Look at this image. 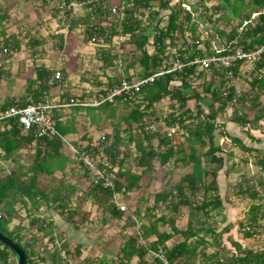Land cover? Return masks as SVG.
Returning a JSON list of instances; mask_svg holds the SVG:
<instances>
[{"label":"trees","instance_id":"1","mask_svg":"<svg viewBox=\"0 0 264 264\" xmlns=\"http://www.w3.org/2000/svg\"><path fill=\"white\" fill-rule=\"evenodd\" d=\"M127 6L125 18L111 15V5L109 0H100L102 10L107 17H103L102 11L98 10L95 14L96 20L89 15L75 21L70 30L73 31L79 25H84L85 42L98 45L111 46L116 37H128V41L139 52V58L130 67L139 64L140 72L137 77L144 83L135 91L133 98L124 96L118 97L114 103H104L99 106H70L71 101L84 103V96L76 97L69 93L62 95L56 107H71L75 110H86L88 113H95L93 122L98 123L103 119H112V131L101 136L96 142L88 138L86 144H78L74 141L77 152L78 165L83 169V176L90 184L84 191L85 200H90L92 204L102 209L109 217L116 221H126L127 219L133 226L140 225V212L133 216L127 212V208L121 210L124 196L135 190L142 188V180L150 176L155 168V161L161 166H167L172 161L178 165L190 166L191 171L184 174L180 181L168 190H163L155 196V205L148 208L149 224L142 225L138 236H130L116 258H87L81 262L71 259L73 256L70 245L66 242L67 238H62L56 233L57 224L53 219L42 215V209L58 213L62 220L66 219L75 228L79 227L74 217L80 216V205L74 201L77 195L78 185L72 184V177L65 178L67 173L80 172L70 169L67 172L69 159L63 152L65 142L63 138L73 133V125L64 124L61 117L54 115L57 121V130L61 137H42L37 138L35 130L25 131L17 119H6L0 122V233L17 244L26 254L27 264H164L166 260L169 264H264V249L252 250L244 248L242 244L233 241L234 252L227 251L222 245V237L215 227H206L208 220L214 213L219 215L224 210V200L219 191L218 178L219 172L225 166V156H217L222 152V148L216 145L217 117L225 112L228 105L244 104L245 98L250 97V103L257 107L259 99L264 95V52L254 62V67L250 76V93L237 95V89L229 82L238 78L241 68L246 66L244 61L239 60L233 66L218 67L212 63L208 66L194 63L196 58L205 59L210 56L226 55L230 50L243 47L244 51L250 52L256 48L264 46V0H223L226 9L232 18L228 22L237 19L238 25L234 26L227 34L215 28L216 35L219 37L217 43L222 44L221 48H212V42L202 41L198 31V23H192L194 12L187 11V2L178 0H123ZM210 0H201L204 2ZM157 3V6L155 5ZM189 6V4H188ZM120 10V7H118ZM99 9V8H97ZM207 9V8H206ZM219 9V6L215 7ZM162 11L168 13L162 14ZM259 13L257 19L252 23V14ZM147 15V16H146ZM92 16V15H91ZM146 16L147 24L143 23L142 17ZM203 17V16H200ZM211 19V16H209ZM166 18L167 22L163 23ZM7 19L6 15L0 14V27L2 22ZM100 20V22H99ZM203 20V18H202ZM101 21L110 25H104ZM163 23V25H162ZM121 27V30L117 28ZM152 28L153 34H149ZM241 29V30H240ZM187 33L192 36V43L187 44ZM1 35L5 36L4 31ZM180 38L183 43L178 45ZM59 48L63 49L65 37L63 33L58 34ZM223 40L225 44H223ZM32 45L31 42H29ZM152 45L154 50H148ZM201 45L207 47L204 52ZM8 49V54L3 55L4 49ZM21 42L15 36L5 38L0 51L3 56H8L12 51H19ZM176 49V51H173ZM104 54V52H103ZM124 55L108 53V58H104V68L113 65L114 59H120ZM179 61L185 66L175 69L170 73L156 76L160 72H165L175 66ZM56 71L46 64L36 68V77L30 79L28 93L20 102L7 101L0 104V111L7 110L17 105L26 107L30 104L43 103L51 105L50 92L58 87L62 82L55 79ZM64 76L65 71L62 70ZM211 72L210 81L204 80L201 86L203 93L193 88V79H205L207 73ZM61 73V72H60ZM4 72L0 68V82ZM62 74V73H61ZM134 76L129 75L128 67L125 68L124 78L128 83H133ZM153 78L152 80H149ZM220 79L219 85L216 81ZM148 80V81H147ZM122 80L111 79L108 88H103L98 93H106L108 89L116 87ZM102 83H99L101 85ZM210 95V97H205ZM169 98L176 104L172 106V112L165 118L155 116L154 106L163 99ZM195 101L196 112L189 108V103ZM219 102L215 108L213 104L209 106V112L204 110V104ZM88 103V102H87ZM207 103V104H208ZM68 105V106H67ZM129 109L126 115H119L118 111ZM53 112V109L51 110ZM236 109L234 120L241 124L248 125L249 128H258L259 123L264 120V110H260L254 121H249L247 113ZM102 114L104 117L102 118ZM97 118V119H96ZM148 121L159 123L164 122L168 129L178 128L186 134V143L190 152L186 151V145L177 146L174 144L172 136L163 135L160 131L148 132ZM197 121V122H194ZM125 124V127L123 126ZM224 132V131H223ZM257 137V136H255ZM251 136L256 143L260 140ZM207 140V142H206ZM243 149L251 151L242 140L233 138ZM157 143V145H155ZM209 144L208 152L200 153L197 145L201 147ZM34 148V157L30 165L22 162V152L30 151ZM132 147L136 151L134 159L135 171L131 167H126V163L132 159ZM259 151V150H258ZM82 156H89L93 162L99 158L96 170L111 174L113 186L104 187V179L96 175L95 171L86 166L81 160ZM205 158V162L202 161ZM6 163H15L14 167H5ZM264 169V159L260 160ZM210 165H215L213 169ZM183 166V167H184ZM115 168L118 170L116 171ZM58 171L66 174L63 178L56 176ZM40 176H49L51 180H57L56 184L49 186V190L40 186ZM212 179L209 182V178ZM264 186V181L261 180ZM243 196H248L252 204L248 220L240 223V228L247 239L254 238L259 232L261 221L264 220V199L255 188L243 189ZM201 195V197H200ZM120 196L123 198L120 199ZM201 199V201L199 200ZM227 200V198H226ZM200 201V202H198ZM159 204H165V210L159 217L154 211ZM188 207L189 223L186 230L177 227V220L182 215V208ZM25 211V219L29 220V226H25L20 211ZM137 213V212H135ZM84 215H82L83 217ZM204 216V217H202ZM16 220L18 224L11 227ZM224 221L227 220L223 219ZM83 221V219L81 220ZM106 223V220H101ZM36 226L40 233L39 237L27 238L28 233ZM170 226L171 231H161L160 227ZM182 235L184 240L168 246L175 235ZM212 237L209 244L207 236ZM152 237H155L151 241ZM47 240L45 244L44 241ZM61 242V249L66 252V259L61 257L60 250L55 247V242ZM40 244L44 247L40 249ZM50 246L53 249L50 248ZM212 246L216 250L207 253V249ZM82 246L77 245L75 255L82 256ZM162 253L165 259L156 255ZM151 256L152 262L147 258ZM202 257V262L198 263L197 258ZM138 259L137 262H133ZM16 253L6 244L0 241V264H16Z\"/></svg>","mask_w":264,"mask_h":264},{"label":"rangeland","instance_id":"2","mask_svg":"<svg viewBox=\"0 0 264 264\" xmlns=\"http://www.w3.org/2000/svg\"><path fill=\"white\" fill-rule=\"evenodd\" d=\"M176 2L178 0H175ZM186 1V10L194 12V19L192 23H198V31L202 41H211L212 48H221L222 44L217 43L219 37L216 35L215 28L226 32L227 34L232 28L238 25L237 19L228 22L227 19L232 18L229 11L226 9L223 0H210L204 2V7L201 5V0H182ZM248 0H246V3ZM121 3V0H113L112 4L116 5ZM56 0H0V14L6 15L7 19L2 22L0 27V47L3 46L5 38L15 36L21 42V49L19 51H12L10 55L3 56L0 51V68L3 74V78L0 82V104L7 101L20 102L21 99L27 95L29 80L36 77V68L42 64H46L50 68L60 71L62 82L60 85L51 90L54 94L51 105L58 104L61 100V96L69 93L76 97L84 96L86 102L95 103V99L103 88H108L110 80L117 79L122 80L125 74V68L128 67L129 75L134 76L133 81L138 82V72H140L139 64L130 67L136 58H139L140 54L135 50V47L128 41V37H118L113 40L111 46L98 45L95 43H86L84 32V25H79L73 31H67L64 29L63 22L58 18L56 12ZM189 4V6H188ZM157 6V3H155ZM219 6V9L215 7ZM207 8V9H206ZM82 12H79V14ZM168 11H162V14H167ZM253 15V14H252ZM147 16V15H146ZM146 16L142 17L143 23L147 24ZM203 16V17H200ZM211 16V19L210 17ZM203 18V20H202ZM257 17L252 16V23ZM167 19H163V23H166ZM100 22V20H99ZM104 25L108 23L101 21ZM162 23V25H163ZM110 25V24H108ZM164 26V25H163ZM119 31L120 26H117ZM4 31L5 36L1 35V31ZM241 30V29H240ZM63 33L65 37L64 48H59L58 34ZM149 34H153L152 28L149 29ZM188 39L187 44L192 43V36L187 33ZM217 41V42H216ZM226 40H223L225 44ZM32 45H30V43ZM183 43V39L180 38L178 45ZM151 52L154 50L152 45L147 48ZM201 49L205 52L207 47L201 45ZM176 51V49H173ZM104 52V54H103ZM108 53L124 55L120 59H114L113 65L109 68H104L105 59L108 58ZM65 71V76L62 72ZM252 68L243 66L241 68V74L238 78H232L233 81L229 82V85H233L237 89V95L242 93L249 94L250 82L252 81ZM212 78L211 72L207 73L205 79H193L191 85L197 89L200 94L203 93L204 89L201 84L204 80L210 81ZM60 79V80H61ZM99 83H102L99 85ZM217 85L220 83V79L216 81ZM210 97V95H205ZM60 98V99H59ZM52 99V98H51ZM251 98H245L244 104H238L234 106L228 105L225 112H222L217 117V130H216V145L222 148V152L217 153V156H225V166L219 172L218 185L219 191L224 200L225 208L222 213H214L212 217L206 220V227H215L217 232H220L222 237V245L227 251L234 252L235 249L232 242H238L242 244L244 248L252 250H263L264 249V220H262L260 232L251 239L244 237V234L240 228V223H244L248 220L249 211L253 203L259 201H252L248 196H243L240 192L241 187L245 190L247 188H255L256 191L264 199V186L261 185V180L264 181V169L260 163L261 159H264V120L259 123L258 128H249L248 125L241 124L234 120L236 109L247 113L249 121H254L260 110H264V95L259 99L257 107H253L250 103ZM208 103V102H207ZM204 104V110L206 113L209 112V106L213 104L215 108L219 106V102H210ZM176 104L169 98L163 99L161 102L154 106L155 117L165 118L172 112V106ZM55 106V105H54ZM196 103L191 101L189 108L194 109L196 112ZM72 108H66L68 110L67 116L71 119ZM126 115L129 109H120L118 114ZM242 112H238L241 115ZM95 114V113H93ZM91 115V117L93 116ZM87 115V116H86ZM84 115L85 118H89L88 114ZM104 116V114H102ZM80 119V125H84L85 130L91 132L92 140L96 142L101 136L112 131L113 121L99 120L94 127L88 126V119ZM68 119V120H69ZM197 122V121H194ZM125 127V124H123ZM148 132L160 131L163 135H171L174 140V144L181 146L186 145V151L190 152L189 146L186 143V134L184 131H179L178 128L168 129L164 122L159 123L149 122L146 128ZM224 131V132H223ZM251 136H257L255 139L260 140V143L256 144ZM233 138H238L249 148L251 151L243 149L237 143L234 142ZM207 142V140H206ZM157 145V143H155ZM182 145V146H183ZM197 150L200 153H206L209 151L210 146L207 143L206 146L201 147L197 145ZM259 150V151H258ZM22 162L26 165H30L34 157V148L31 147L30 151H23ZM69 153L66 152V155ZM136 151L132 147V159L126 163V167L133 168L136 172L139 170L135 169L134 159L136 157ZM70 155V154H69ZM72 163L68 165V171L70 169L78 170L83 173V169L78 165L77 158L70 155ZM99 158L93 160V165L96 167L99 163ZM205 162V158H202ZM96 162V164H95ZM15 163H6L5 167H14ZM2 167V162L0 163ZM183 164L176 165L173 161L167 166H161L155 161V168L150 176H146L142 180V188L130 192L121 201L122 206L127 208V212H131L133 216H136L140 212L141 220L140 225L133 226L127 219L126 221H116L115 219L106 215L101 208L95 206L90 200H85L84 191L87 189V185L77 173L71 175L67 173L65 178L72 177V184L76 181H81L82 188L81 193H77L74 197V201L80 205L81 215L74 217L75 222L79 227L75 226L67 221H59L60 224L57 226L56 233L62 238H67L66 241L70 245L73 256L71 259L76 262H81L87 258H116L120 252V248L124 245L125 241L130 236H138L140 227L142 225H148L149 219L146 215L148 208H153L155 205V196L163 190H168L171 186L178 183L184 174L191 171L190 166H184ZM215 165H210L213 169ZM97 168V167H96ZM115 170L117 171L118 168ZM67 171V172H68ZM2 172L0 171V174ZM66 174L61 171L57 173V179L63 178ZM75 177V178H74ZM74 178V179H73ZM212 176L209 178L211 181ZM57 180H51L49 176H40V186L46 190L49 186L56 184ZM201 197V195H200ZM123 196H120V199ZM227 198V200H226ZM201 201V199H199ZM198 201V202H200ZM165 204H159L158 208L154 211L156 216H160L164 213ZM190 208H182V215L177 220V227L181 230H186L189 223V212ZM137 212V213H135ZM21 217H25L26 212L20 211ZM42 215L49 219L58 218L60 215L54 211L42 209ZM82 215L86 216L84 222H80ZM204 217V216H202ZM224 221L223 219H226ZM106 220V223H101V220ZM25 226H29V220L24 218L23 221ZM18 224L16 220L11 227ZM161 231H171L170 226L160 227ZM40 233L37 231L36 226L31 229L28 233L27 238L39 237ZM155 237H152L151 241ZM184 240V237L175 235L174 238L167 243L168 246H173ZM209 244L212 242V237L207 236ZM47 245V240L44 241ZM77 245L82 246L81 259L75 255V249ZM50 246L51 249H53ZM44 248L40 244V249ZM216 250L215 247L210 246L207 249V253H212ZM83 259V260H82ZM152 262V257L147 258ZM138 259H134L133 262H137ZM197 262H202V257L197 258Z\"/></svg>","mask_w":264,"mask_h":264},{"label":"built area","instance_id":"3","mask_svg":"<svg viewBox=\"0 0 264 264\" xmlns=\"http://www.w3.org/2000/svg\"><path fill=\"white\" fill-rule=\"evenodd\" d=\"M56 14L58 18L62 20L64 29L68 32L71 31L70 28L75 21H80L81 18L89 15L90 18L92 17L93 20H96V12L98 10L102 11L103 17H107L105 12L102 10V5L100 4V0H56ZM110 1V9L112 17L115 15L119 16L121 19L125 18V9L126 5L123 0L119 4H112L113 0ZM120 7V10L119 8ZM99 8V9H97ZM79 12H82L79 14ZM92 15V16H91ZM259 13H254L253 17H258ZM264 52V46L260 48H256L250 52L244 51L243 47H237L233 50H230L226 55L220 56H210L205 59L196 58L194 63L203 64L204 66H208L209 64H216L218 67L225 66H233L239 60L244 61L248 67H254V62L262 55ZM2 54V53H1ZM8 54V49H4L3 55ZM185 65L179 61L176 62L175 66L171 69L166 70L165 72H160L156 74V76L162 75L164 73H170L175 69H181ZM55 79H61V73L57 72L55 74ZM150 78L149 80H152ZM148 81V80H147ZM144 83V81H138L133 83H128L125 79H122L121 83L116 87L110 88L107 90L106 93H99L95 99V103H77L74 100L71 101L70 106H99L104 103H114L118 97H126V98H133L135 91L139 90V87ZM68 106V105H67ZM55 106H50L43 103H36L30 104L26 107H20L14 105L7 110L0 111V122L6 119H17L19 124L25 131H29L31 129L35 130L37 138L42 137H61L58 130H57V121L55 120L54 116L52 115L51 110ZM77 152V150H76ZM81 160L84 162L86 166L92 168L96 175L100 176V178L104 179V187L113 186L111 174L106 173L104 175L103 172L96 170L95 166L92 163V160L89 156H82ZM121 210H124V206H120ZM62 243L56 241L55 247L60 250L61 257L66 259V252L65 250L61 249ZM161 259H165L162 253H158L156 255ZM164 264H169L166 260H164Z\"/></svg>","mask_w":264,"mask_h":264},{"label":"crops","instance_id":"4","mask_svg":"<svg viewBox=\"0 0 264 264\" xmlns=\"http://www.w3.org/2000/svg\"><path fill=\"white\" fill-rule=\"evenodd\" d=\"M52 95H54V94H52L51 92H50V96H51V100H53L54 98H53V96ZM60 99V98H59ZM54 101V100H53ZM59 102H60V100H59ZM52 104V103H51ZM55 105V107L53 108V112H52V114H54V115H58V116H60L61 117V121L64 123V124H67V125H73V129H74V131H73V133H71V134H69L68 136H66L65 138H63V140H64V142H65V148H64V150H63V152L65 153V156H67V158L69 159V164L70 163H72L73 161H72V158L70 157V155H75V152H76V146H75V144H74V141H76V142H78V144H86L87 143V141H85V140H87L88 138H91V132L89 131L88 132V130H85V128H84V125H80V119L81 118H83L84 117V115H86V113L88 114V117L89 118H85L84 117V119H88L89 120V122H88V126H91V123L93 122V117L96 115V114H93V116L91 117V113H88L86 110H75V109H71V110H69V111H72V116H71V119H69L68 118V116H67V113H68V110H66V108H69V107H65V106H63V107H56L57 105L56 104H53V106ZM121 109H123V108H121ZM119 115H123V114H120V112H119ZM87 116V115H86ZM104 116H102V118H103ZM69 119V120H68ZM97 119V118H96ZM112 119H108V121H111ZM96 124V122H94L92 125L94 126ZM94 127H96V126H94ZM97 128V127H96ZM66 152L67 153H69L68 155H66ZM75 158V157H74ZM74 163V162H73ZM68 164V165H69ZM67 171H68V168L66 169ZM58 173V172H57ZM57 173H56V176H57ZM83 174V173H82ZM81 173L79 174V175H81V177H76V174H75V177L76 178H83L82 180H84V182L86 183L85 185H87V187H88V185L90 184L88 181H86V179H85V177L82 175ZM74 177V178H75ZM73 178V179H74ZM73 184H75V185H78L77 187H79L78 188V190H77V192L78 193H81V191H80V188L81 189H83L82 188V186H80V185H82V183H81V181H76V182H74ZM44 189V188H43ZM48 190H49V188H47ZM85 217L86 216H83V217H81L80 218V222H84V220H85ZM83 219V221H81ZM53 220L55 221V223L57 224V226H59V224H60V222L59 221H61V222H63V220H62V217L60 216V219H58V218H53ZM85 221H87V220H85ZM101 223H103L102 221H101ZM105 224V223H104ZM81 259V258H80ZM83 260V259H82ZM76 262V261H75ZM77 263V262H76ZM16 264H17V261H16Z\"/></svg>","mask_w":264,"mask_h":264},{"label":"water","instance_id":"5","mask_svg":"<svg viewBox=\"0 0 264 264\" xmlns=\"http://www.w3.org/2000/svg\"><path fill=\"white\" fill-rule=\"evenodd\" d=\"M0 241L9 246L17 255V264H27L28 258L25 252L9 238L5 237L0 233Z\"/></svg>","mask_w":264,"mask_h":264},{"label":"clouds","instance_id":"6","mask_svg":"<svg viewBox=\"0 0 264 264\" xmlns=\"http://www.w3.org/2000/svg\"><path fill=\"white\" fill-rule=\"evenodd\" d=\"M121 38H122V36H120ZM116 38H118V37H116ZM116 38H114V39H116ZM118 39H120V38H118Z\"/></svg>","mask_w":264,"mask_h":264}]
</instances>
